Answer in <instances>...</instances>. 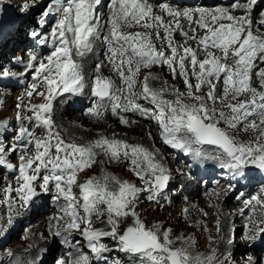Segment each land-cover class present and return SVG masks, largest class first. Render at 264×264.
I'll return each instance as SVG.
<instances>
[{"label":"snow or ice","instance_id":"6c2138e0","mask_svg":"<svg viewBox=\"0 0 264 264\" xmlns=\"http://www.w3.org/2000/svg\"><path fill=\"white\" fill-rule=\"evenodd\" d=\"M256 2L233 3L230 8L182 10L160 4L161 12L172 18L166 24L163 16L155 14L154 6L148 0H110L108 35L103 37L110 55L105 58L122 86L117 88L114 81L100 75L103 62L98 63L97 75L91 85V95L97 99L89 113L98 120L110 107L112 115L119 117L120 124L125 126L129 121L120 115L121 112L139 114L157 125L162 142L173 149L197 159H212L221 169L238 172L252 167L264 173V31L254 27L256 22L251 12ZM100 3L101 0H70L63 6L60 0H53L44 13L48 15L56 10L59 14L51 27L50 53L40 60L33 52L25 71L20 73L0 65V78L26 75L30 71L35 83L30 85L26 96L29 100L34 95L43 100L29 105L18 102V109L25 108L31 114L26 117L18 114L17 119L27 120L30 127L22 124L13 137L15 143L0 146V168L18 172L13 177L15 186L8 184L0 190L9 213L17 211V205L27 208L40 192L52 194L60 213L52 218L56 223L51 227L57 228L53 234L63 236L64 243L70 244L68 235L78 232L91 254L90 259L88 254L76 249L77 255L69 253L68 259L61 258L57 264H92L93 260L99 264L106 261L105 254L112 251L130 257L131 264H215L214 252L205 257L193 255L189 248L195 241L190 237L173 239L171 228L162 229L159 224L147 227L138 215L136 207L142 192L148 194L146 199L149 201L159 204L162 198L171 203L164 193L169 174L154 152L115 136H100L87 143L68 142L55 130L53 101L64 94H81L85 89L82 61L92 51L93 41L100 38L101 26L96 15ZM237 10L244 14L234 15ZM260 15L258 24L264 27V12ZM181 19L188 22L189 31H184ZM133 27L153 31H123ZM177 31L186 38L182 45L174 44L172 37ZM33 35L39 36V33ZM153 36L165 41L167 47L158 49ZM190 40L196 42L195 49L188 45ZM201 52L203 59L199 58ZM153 66H166L173 79H182L186 93L168 87L167 82L160 88H152L149 81L158 77L150 72L138 81L141 70ZM137 83L142 86L140 93L134 91ZM137 96L153 107L137 103L134 99ZM122 99L127 103H121ZM217 103L222 105L220 109H217ZM7 123L0 121V129H5ZM241 131L253 135L247 141H240L236 136ZM148 135L151 139V132ZM205 145L219 151L206 154L202 147ZM17 153L19 164L14 166L8 157ZM98 156L104 157L100 161L102 165L105 161L130 164L128 170L134 172L146 187L138 188L103 169L101 175L90 176L78 183L79 174L90 169ZM239 174L244 175L243 172ZM261 192L243 203L253 213L248 223L264 233V227H260L264 225V189ZM188 212L189 209H182L185 217ZM243 213L244 209H241ZM93 216L103 218L101 222L105 227H94ZM61 222L62 228L59 227ZM216 228L219 233V221ZM105 238H110L115 247L103 243ZM7 255L11 258L14 253L8 251ZM227 261L225 256L221 264H227ZM15 264H21L18 258ZM249 264L258 262L250 257Z\"/></svg>","mask_w":264,"mask_h":264},{"label":"rangeland","instance_id":"374dc122","mask_svg":"<svg viewBox=\"0 0 264 264\" xmlns=\"http://www.w3.org/2000/svg\"><path fill=\"white\" fill-rule=\"evenodd\" d=\"M23 2H24L23 0H0V9H2V11H0V65H3L4 67L10 68L11 70H14L15 72H19V73L22 70H24L23 67L12 69L10 65V63L11 64L14 62L19 63L20 60H22L20 56V51L16 52L17 50L16 41L18 40L20 41V38L25 35V31L28 26V23L34 21L37 15H42L45 9L48 8L49 6L48 0H36V1L30 0L28 3L26 2L23 3ZM22 4H24L23 7H21ZM231 5L232 4L230 5L219 4L216 6L230 8ZM207 6L208 4H205L202 7H207ZM209 6H213V5H209ZM258 6L256 10L254 11L252 10L251 12L255 14L254 17H252V19L253 21L256 22L254 27H260L261 30L264 31V27L258 24V21L261 19L260 14L264 12V3H262L259 6V8ZM199 33H200L199 35H203V32H199ZM11 40L15 42L13 45L10 44L12 42ZM162 41L163 40H156L155 45L157 48L167 47V44L163 46L164 42ZM191 42H193L194 45L196 44L195 41H191ZM193 48L195 49V47ZM180 52H182L181 54H183L182 48L180 49ZM165 67L155 66L149 70L152 71V75H153V73L155 71L157 72L159 68L163 69ZM142 70L143 71L141 72V74H144V69ZM177 71H179V69H177ZM18 76L19 75L13 76L8 79L11 81V79L13 78L17 79L16 77ZM137 79L139 81V80H142L143 78L142 76H139ZM150 83H151V80L149 81V84ZM253 83L255 84L256 81L254 80ZM150 86H152V88L161 87V85L159 84L158 85L150 84ZM135 88H136V93H140L142 90V86L140 83H137ZM180 88L186 90L183 83H181ZM27 90L28 89H26V91ZM205 91H207L206 88H205ZM22 92L23 91L14 93V91H12L10 88L9 89L0 88V94H1L0 101L3 102L2 104H0V121L8 122L7 127L5 129H0V146L8 147L9 145L15 143L13 137L17 129L21 126V122H23L21 120H18L17 116L18 114L21 116H25V117L28 115V112L26 111L25 108H21V109L17 108L18 102L28 101V100H24V95L26 94V92H23V93ZM2 93H7V94L5 95ZM16 94H22V95H17V97H15ZM36 97L39 98V96H34L32 100H29V103L27 105L37 104V103H33V100ZM83 99H85V97ZM241 99H244V97H241ZM209 107H211V102H209ZM216 107L217 109H220L222 105L217 103ZM13 111L15 112L13 113ZM71 116L72 114H70V117ZM52 118L54 121V125L56 127L57 118L53 113H52ZM147 122L149 124L153 123L154 125H156L151 120ZM78 124L80 125V123ZM221 127H224V125L221 124ZM65 130L68 134L64 136V139L65 141H68V142L86 143L88 141L97 139L93 137H89L88 139V137L86 136L84 137L80 136V139H77V138L74 139L71 135H75V133H72V132L70 133L71 130H69V128H66ZM252 135L253 133L251 132L241 131L240 133L237 134L236 138L240 141H247L251 138ZM77 136L79 137V135ZM5 137H7V139H4ZM154 138L156 140L155 141L156 146L158 145L157 149L161 148V144H163V142L160 138V135H155ZM131 144H136V142H131ZM202 147H203L204 152H206V154H213L219 151L218 149H215L213 146L205 145ZM171 149L173 148L165 144H164V149H162L165 152L166 158L170 161V163L173 166H178V165L180 166V172H178L175 175H172L169 172V170H167V174H169V181L167 184H172L174 186L172 190L170 189L169 200L171 201V203H169V201H166V200H160V202H163V206L157 205L156 207L155 206L153 207L151 206V204L156 203V202L147 200L146 197L148 194L146 192H142L140 194V199H145V201H143L142 203L146 204L147 207L143 212H139L136 207V211L138 215L140 216V218L142 219V221L145 222L146 226L151 227L154 224H159L161 225L162 229L166 228L164 227V222L160 221V217H158L160 213V209H162V207H167L168 205L178 206L180 202L183 203L186 201L187 202L190 201L192 203L186 202V206L181 207V210L179 212H176L175 214L170 216L169 219L165 220L166 221L165 223L167 222L172 223V225L169 226L168 228H171L173 230L172 231L173 239H175V237L177 236H184L186 238L190 237L192 240L195 241V244L191 248H189V251L193 255H199L201 257L213 255V252H214L217 258L215 259V264H221V262H224L225 256L228 257L227 264H247L243 260H240V258L245 257L248 254L252 255L251 258L253 261L258 262V264H264V252L263 250H260L257 246H255L256 245L255 243H257L256 241L255 243L252 242L250 244V245H253V246H250L251 248L250 247L242 248V247H246L245 243H240L238 242L239 240H236L237 237L238 239L239 238L243 239V234L245 233V230H250V236L252 238H253V234L255 235V233L259 231V228L256 225H249L247 228H241V225L234 222V219H236L235 213L240 209L239 206L234 205L230 207V206L224 205L223 209L227 215L226 226L228 227V230L226 231L224 235L225 237L224 247H222L221 245L222 244L221 232L218 233L215 231L212 237L207 238L203 236L199 238L198 241L195 240L192 234L188 233L187 225L191 219V212L192 211L195 212L197 209L202 208L204 204L203 201L198 200V197L199 196L205 197L206 195L197 194L196 197L188 196L187 198V196L184 195V193H181V194L177 193L176 196H173V195L171 196V193L175 189L181 188V183L177 182L176 178L178 176L183 177L184 174H179V173L186 172V174H188L186 171V166L183 167L182 165V163L185 162V160L181 162H175L174 161L175 154L170 155L169 153V150ZM18 155L19 153L8 157L10 162L15 166H18L19 164V161L17 158ZM98 157H99L98 158L99 161L104 159L103 156H98ZM104 163H107V161H105ZM130 168H131V165L128 164L126 166L124 162L118 163L117 167L113 168L112 170L110 169L106 170L105 168H90L79 174L78 183H83L90 176L101 175V169H103L104 171L117 176L121 180H126L129 183L135 184L138 188L143 189L144 187H146L144 182L139 180L136 177L134 172L128 170ZM15 175H18V172H11L10 175L6 176V169L0 168V190H2L8 184L15 186L16 182L13 179ZM171 177H172V181H170ZM192 183H193L194 190H196V186H198L197 182L193 181ZM141 184L143 185L140 186ZM75 191L77 192V195H78L79 194L78 188H76ZM214 194L217 196L216 199H219V201L223 203L225 202V199H224L226 198L225 193H214ZM12 195L13 197H15V193H13ZM222 195L224 196L222 197ZM184 196H186V198H184ZM40 199H43L41 203H40ZM231 199L232 198H230V200ZM138 204H140V202H138ZM56 205L57 204L52 199L51 193L40 192L38 196L34 197L33 201L30 202L27 208H20L17 205V211L9 213L7 204L5 203L3 199V192L0 191V264H15V261L17 260V258L19 259L21 264H57V261L60 260L61 258L68 259L69 251L66 252L65 254L60 253L63 251V249L61 250L62 245H59V243H57V237L60 238L63 236H55L53 233L57 230V228L51 227V225H55L56 223L52 218L60 214L58 210V205L57 206ZM185 208L189 209V212L186 217L182 213V209H185ZM213 210L214 212H217V214L221 213V210L218 209L217 204L213 205ZM9 216H11V223H9ZM256 218L259 219L260 215L258 214ZM102 219L103 218H98L96 216H93V226L104 228L105 225L101 222ZM210 221L207 222L209 228L210 229L215 228L216 226L215 223L214 222L212 223ZM59 227L62 228V222ZM235 227H236V230H234ZM260 227H264V225H261ZM68 236L74 240V243H76L77 240L80 241V243L78 244L80 247V251H82L85 254H87V252L88 254H90L89 250L86 247V241H84L80 237V234L78 232H74ZM102 242L106 243L110 248L115 247L114 242L110 238H105L102 240ZM176 246L179 247L180 245L177 244ZM8 251H11L12 253H14V256L11 258L8 257L7 255ZM110 253H113L115 256L119 255L120 256L119 259L121 263L124 260H126L123 262L124 264H131V258L126 256L125 254L118 253L116 251H112ZM77 254H78L77 252L73 253V256ZM37 260H39V263H36Z\"/></svg>","mask_w":264,"mask_h":264},{"label":"bare ground","instance_id":"6f19581e","mask_svg":"<svg viewBox=\"0 0 264 264\" xmlns=\"http://www.w3.org/2000/svg\"><path fill=\"white\" fill-rule=\"evenodd\" d=\"M23 1L28 3L30 0H23ZM29 4H31V3H29ZM23 5L24 4H22L21 7H23ZM100 5H101V3H100ZM215 7H217V6L213 5V6H207L204 8L211 9V8H215ZM47 9L48 8H46L45 10H47ZM53 11H56V10H53ZM155 14L163 16V13L156 12ZM233 14L239 16V15H243L244 13L243 12H234ZM254 15H255L254 13H251L252 17H254ZM97 16L99 18V25L101 26L100 32H102V33L108 32V28H107L108 18H105L104 14L100 15V16L97 15ZM165 21H167V19H165ZM123 31H126V32H136V31L151 32L153 30L152 29H144L141 27H133L131 29L124 28ZM184 31H189V28H185ZM162 35L163 34H161V36ZM172 38L174 40L175 45L184 44V41L186 39L183 37H179L175 34H173ZM12 42L10 44L13 45L15 42H13V43ZM16 42H19V40ZM153 43L154 44L156 43V39L154 36H153ZM165 44H167V43L164 42L163 46H165ZM188 45H190L191 47H195V48L197 47V45L196 44L194 45V43L191 42V40L188 41ZM99 46H100V44H99L98 40L97 39L94 40L92 51L90 53H88L83 58V61H82V63H83V74L85 77V85H86L83 92L81 94H78V95H70V94L64 95V96L56 99L55 101H53V114L57 118V124L55 123L56 124L55 130L58 131L63 138L65 135L68 134L65 129L69 128V130H71L70 133L72 132V133H75V135H76V136L71 135L74 139L75 138L80 139V136H83V137L86 136V137H88V139H89V137L99 138L100 136H105L108 138H113L115 136V138L120 139V140H125L130 144H131V142H136V144L142 145L145 148H148L149 150L154 152L157 161L162 163L163 166L165 167V169L169 170V172L172 175L177 174L178 172H180V166L179 165L173 166L170 163V161L166 158L165 152L162 150V149H164V143L161 144V148L157 149L158 145L156 146V142H155L156 140L154 138L155 135H160L158 128H157V125H154L153 123L149 124L147 122V120L143 119L141 116H136V115L130 114L127 118L129 121L128 127H123L121 124L116 123V122H113V124H111V125L99 124L98 126H94L92 123L85 122V116L80 111L75 112L72 110V105L74 103H79L84 98V95H85V99H88V95L86 93V90L89 87H91L92 81H93L94 77L97 75V73L95 71V66H93V64H94L93 59H94V61H97V57L99 56L97 53V50L99 49ZM163 48H165V47H163ZM30 54H32V52H27V53H25L24 51L20 52V56L22 58V61L28 62ZM199 58L200 59L204 58L203 52L199 53ZM153 67H155V66H153ZM12 71L15 72L14 70H12ZM23 71H25V69L22 70L21 72H23ZM142 71L143 70H141V72ZM149 72L152 75V71H150L149 69H144V74L140 73V76H142V78H143V76L147 75ZM17 73H19V72H17ZM99 74L102 75L103 77L110 79V80L113 79V75H114L111 71H107V70H101V72ZM153 76L158 77V79L151 80L150 84H157V85L159 84L162 86V84L164 82H167V85L170 88H177L181 92H185V93L187 91V90L180 88L181 83H183L182 79H180V78L173 79L169 69L166 67L163 69L159 68L157 72L155 71L153 73ZM18 77H20V75ZM18 77H16V78H18ZM194 82H195V80L193 79L192 83L195 84ZM40 91H44V89L40 88ZM134 91L136 92V88H134ZM3 92H4V90H3ZM2 94L6 95L7 93H2ZM5 95H3V96H5ZM17 95H22V94H16L15 97H17ZM4 99H5V97H4ZM4 99H3V101H4ZM42 102H43V100H41L40 97L39 98L36 97L33 100V103H42ZM185 102L190 103L189 100H186ZM28 103H29V101L23 102L24 105H27ZM85 106H86V104H85ZM14 112L15 111H13V113ZM70 114H72L71 117H70ZM133 121H135V123H133ZM78 123H80V125ZM130 132H132V133H130ZM149 132H151V135H152L151 139H149V135H148ZM77 135H79V137ZM87 140H85V141H87ZM80 142H82V141H80ZM170 155H172V154H170ZM98 158L99 157H97V162L91 168H105L106 170H109V169L112 170L113 168L117 167V165H118V163H108V162L104 163L102 165L100 163V161L98 160ZM179 174H184L183 177L178 176L176 178L177 182L181 183V188L175 189L171 193V196L172 195L176 196L177 193L180 194L181 191H184V193L189 195V197H196L197 194L195 193V190L193 188V183L192 182L189 183V180H192V179H188V175L186 174V172L179 173ZM170 181H172V177H171ZM142 185L143 184H141L140 186H142ZM198 195H200V194H198ZM223 196L224 195H222V197ZM216 198H217V196L214 193H210V194L206 195L205 197H201V196L198 197V200L203 201L204 204H203L202 208L197 209L195 212L190 211L191 212V219L188 222V225H187L188 229L187 230H188L189 234H192L194 236L196 241H198L199 238H201L203 236L210 238L213 236L215 231L217 232V228L215 226V228L210 229L207 222H209L211 220L210 222H212V223L214 222L216 225L217 221H219L220 229H221L220 232L222 234V237H221L222 244L221 245H222V247H224L225 246L224 245V238H225L224 235H225L226 231L228 230V227L226 226L227 215L224 212L223 208H224V205L230 203L231 200H230V198L226 197V201L223 203V202L219 201V199H216ZM143 201H145V199L139 200L140 204H138V206H137V210L139 212H143L147 207L146 204L142 203ZM186 202H183V203L180 202L178 206L168 205L167 207H162V209H160V213H159L158 217H160V221L164 222V227L168 228L169 226L172 225V223H169V222L165 223L166 222L165 220L169 219L170 216H172L176 212H179L181 210V207L186 206ZM188 202L192 203L190 201H188ZM214 204L218 205V209L221 210V213L217 214V212H214V210H213ZM157 205L163 206V202H160L159 204H157V203L151 204V206H153V207L154 206L156 207ZM238 211L235 213L236 218H237ZM205 213H206V215H205ZM243 237H244V235H243ZM236 240H239L238 242H240V243H245L246 247H242V248H249L250 246H253L250 244L252 242H255V240L252 241L251 238H248L247 240H245V239H240V238L238 239V237H237ZM217 256H219V255H217ZM250 257H252V255L248 254L245 257H241L240 260H243L245 263L249 264V258ZM215 259H217L216 255H215ZM36 263H39V260H37Z\"/></svg>","mask_w":264,"mask_h":264}]
</instances>
